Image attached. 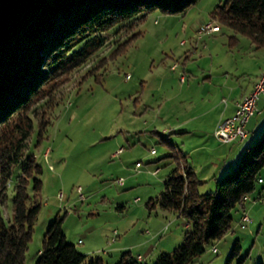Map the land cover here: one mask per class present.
<instances>
[{
  "label": "rangeland",
  "instance_id": "obj_1",
  "mask_svg": "<svg viewBox=\"0 0 264 264\" xmlns=\"http://www.w3.org/2000/svg\"><path fill=\"white\" fill-rule=\"evenodd\" d=\"M224 1L198 0L184 12L155 10L118 23L103 33L105 44L86 65L63 74L53 94L35 103L30 114L35 123L43 117L46 125L40 136V128H34L27 154H33L42 168L37 176L42 187L36 191L31 182L28 192L37 196L41 208L25 264H35L40 257L45 232L56 217L63 219L67 240L86 254L85 264H116L129 249L145 255L143 264H154L159 254L173 251L182 242L190 229L188 221L159 204L148 205L164 191V182L175 167L168 155L169 133L160 119L174 104H166L168 96L192 84L205 98L200 108L206 112L220 105L222 96L229 99L236 87L249 84L264 65V48H256L243 34L233 43V31L226 26L216 37L205 38L206 44L198 42V49L184 64L187 50L194 45L195 23L209 21L211 12ZM105 57L98 72L88 75ZM175 63L179 67L173 71ZM181 73L189 80L185 85L179 83ZM157 103H162V109L146 113L148 104ZM256 106L248 125L247 141L253 139L252 143L264 131V93ZM211 113H204L201 123H193V134L184 139L187 147L202 141L199 145L205 148L192 155L198 161L196 174L205 181L199 186L201 192L215 191L216 180L210 174L213 163H218L219 178L238 163L233 166L230 159L219 160L223 151L210 134ZM152 129L159 133H148ZM171 139L180 145L183 141L174 134ZM121 146L123 152L113 157ZM174 153L183 167V157ZM20 168H14V181ZM259 172L263 181L257 182L246 202L245 213L251 221L243 227L244 212L233 211L231 230L208 244L190 264L264 263V167ZM14 186L12 182L2 208L8 222L13 221ZM133 233L143 244L133 242L125 248ZM237 241L240 248L232 255ZM153 246L154 250H148Z\"/></svg>",
  "mask_w": 264,
  "mask_h": 264
},
{
  "label": "trees",
  "instance_id": "obj_2",
  "mask_svg": "<svg viewBox=\"0 0 264 264\" xmlns=\"http://www.w3.org/2000/svg\"><path fill=\"white\" fill-rule=\"evenodd\" d=\"M198 0H0V264H25L32 232L41 204L32 197L42 181V168L28 142L36 126L39 136L46 122L35 123V103L52 95L64 74L86 65L105 44L103 33L141 13L160 10L180 13ZM211 12L222 26L248 36L256 48H264V0H226ZM89 69L96 73L104 60ZM66 79V78H65ZM177 162L165 180L164 191L149 206L159 204L184 217L190 229L171 252L159 254L154 264H190L208 244L223 238L235 220L233 211L246 210L244 197L256 189L264 167V131L242 153L235 168L216 179V190L201 192L202 181L190 165ZM21 172L14 177V168ZM14 186L13 221L3 217L8 189ZM29 194V195H28ZM40 257L35 264H85L86 254L69 242L62 217H56L45 232ZM240 248L237 241L232 250ZM144 262V261H143ZM125 251L116 264H143ZM91 264H96L92 261ZM259 264H264L263 262Z\"/></svg>",
  "mask_w": 264,
  "mask_h": 264
},
{
  "label": "crops",
  "instance_id": "obj_3",
  "mask_svg": "<svg viewBox=\"0 0 264 264\" xmlns=\"http://www.w3.org/2000/svg\"><path fill=\"white\" fill-rule=\"evenodd\" d=\"M206 22L207 21L205 19V21L199 20L197 23H195L196 27L194 29L195 34L193 37L194 45H193L192 49L187 50L188 53L184 56L185 57L184 64L189 60L190 55L192 53H194V51L196 49H198V44H199L198 42H202V43L206 44L205 38L216 37L217 33L203 34L201 37L199 36L198 28H200ZM183 68H184V66H183ZM183 68H182V70H183ZM171 70L174 71L175 69L171 68ZM263 70H264V65H263V67H261V69L258 71L257 75L252 79V81L249 84L243 85V86L240 85V86L236 87L234 94H233V92H232V94L230 93L229 99H227L225 96H222L220 99V101H221L220 105L210 106L209 110H207L206 112L200 108L202 106L203 101L205 100L202 93L201 94L196 93L193 90L192 84H187V81H189L188 79H186V81L181 83L182 85L187 84V86H182V89H180L179 92H177L173 95L170 94L171 96L170 95L168 96L169 99L166 101V104L168 102H172V101H174V104H172V105L170 104L169 108L166 109V111L163 113V116L159 115L160 119L162 120V123L164 124L163 130L168 131V133H169L168 138H167L168 139L167 143L169 145L168 149H171L170 150L171 152L168 155L170 156L175 151H178L180 153V155L183 157V160H181L183 167H184V165H190L191 167H193L195 169V172L198 173V170H197V165H198L197 162L198 161H195V159L193 160L192 155L196 151L205 149L203 147L204 145H199V144H202V141H201L198 144H194V145H191V147H187V143H186V141H184V139H187L191 134H193V131L195 130V127H192L193 123L197 122L198 120L200 122V119L204 115V113H209V112L211 113L212 112L211 113L212 116H211V120H210L211 121V125H210L211 133L210 134H212V137L220 144L218 146L219 149H221L223 151L222 155L218 156V158L220 161L221 160L226 161V159H230L231 164L234 166L238 162V160L241 157L244 150L253 142V139H250L249 142L247 141V138L250 134V130H248L249 134L245 140H243V141L236 140V141H232V142H228V143L219 141L213 133H214V130H215L217 124L220 122V120H223V119L234 114V112L237 108L236 106L238 105L239 101L242 99V97L244 95H246L248 92H250L253 89L254 83L256 81L255 79L258 78V76L261 74V72ZM153 98L156 99V96H153ZM257 104H258V101H257ZM155 108L157 110L162 109V103H157V105L156 106L154 105V107H152L151 105L148 104L147 109L145 111H146V113H148L149 110H152L154 112ZM255 113L253 115H255ZM251 118H249L250 120L247 123V128H248V125L251 121ZM148 133H157L158 134L159 132L157 131V129H152V130H148ZM207 133H209V132L207 131ZM172 134L176 135L177 137H179L180 139L183 140L181 145L179 143L180 141L179 142H172V139H171ZM155 153H157V151ZM172 160H173V158H172ZM173 163L175 164L174 166H176L177 162L174 161ZM213 165L214 166H212V168L210 169V174H212L213 178L216 180L217 178H219V177H217L218 176L217 173H215V172H217L216 168L218 167V163H213ZM156 170L159 171V168L155 169V171ZM223 170H225L224 166H223L222 170L220 169V171L222 172ZM200 179L202 181H204L203 178H200ZM201 186H203V184ZM215 190H216V187H215ZM246 210H247V208H246ZM187 226H188V222H187ZM128 235H129V232H128ZM134 237H136V240L133 239ZM130 239H129V242L125 244V248L127 247V244H129V246H131L133 244V242H138L139 245L143 244V242H141L142 238L140 236H138L136 233L131 234ZM130 243H131V245H130ZM148 250H151V251L154 250V246ZM128 251H130L132 253L131 249H129ZM137 255H142L145 258V255H143L142 253H138ZM137 255L133 254V256H137Z\"/></svg>",
  "mask_w": 264,
  "mask_h": 264
},
{
  "label": "built area",
  "instance_id": "obj_4",
  "mask_svg": "<svg viewBox=\"0 0 264 264\" xmlns=\"http://www.w3.org/2000/svg\"><path fill=\"white\" fill-rule=\"evenodd\" d=\"M221 23L214 18H211L209 21L204 23L199 30V36L201 37L203 34H213L221 32ZM184 42V41H183ZM181 42V43H183ZM179 66L178 63H175L171 66L172 69H176ZM128 76V75H127ZM186 76L181 73L180 76V83H183L186 81ZM255 83L253 86V89L248 92L246 95L242 97V99L239 101L238 105L236 106V110L233 115L220 120V122L217 124L214 135L215 137L221 141V142H232V141H243L248 136V128L247 123L253 116V114L257 111V101L261 94L264 93V70L261 72V74L258 76L257 79H255ZM125 148L121 146L114 154L113 157L119 156ZM155 148L151 149L152 153H155ZM142 164L141 162H136V166L140 167ZM158 170L154 171V173H157ZM260 182L263 181L262 178L259 179ZM123 179L120 177L119 183L120 185L123 184ZM245 199H248L247 196L244 197ZM241 225L245 227V223L250 222L251 218L247 213L244 212L242 216ZM245 221V222H244ZM217 250V247H214V251ZM137 259L139 261H145V258L142 255H137Z\"/></svg>",
  "mask_w": 264,
  "mask_h": 264
}]
</instances>
